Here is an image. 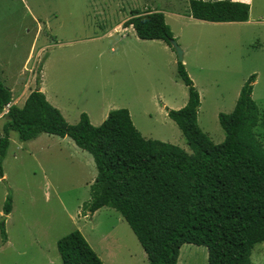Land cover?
I'll return each instance as SVG.
<instances>
[{
	"label": "rangeland",
	"instance_id": "1",
	"mask_svg": "<svg viewBox=\"0 0 264 264\" xmlns=\"http://www.w3.org/2000/svg\"><path fill=\"white\" fill-rule=\"evenodd\" d=\"M231 1L250 5L247 21L195 19L190 0H0V76L19 106L37 88L39 75L43 92L69 123L86 112L98 126L101 114L125 107L145 138L191 152L168 116L189 97L178 75V53L163 40L140 39L126 24L138 12L160 10L200 93L202 130L215 143L224 140L219 113L234 109L243 85L256 74L252 99L260 117L255 130L264 143V0ZM4 122L5 117L0 135ZM3 166L0 264H63L57 242L76 229L105 264H148L119 211L105 206L92 214L85 207L98 171L92 154L73 139L42 134L20 141L13 131ZM252 262L264 264V243L254 247ZM178 264H209L207 247L184 244Z\"/></svg>",
	"mask_w": 264,
	"mask_h": 264
},
{
	"label": "trees",
	"instance_id": "2",
	"mask_svg": "<svg viewBox=\"0 0 264 264\" xmlns=\"http://www.w3.org/2000/svg\"><path fill=\"white\" fill-rule=\"evenodd\" d=\"M249 12L246 2L190 0V14L199 20L245 22ZM126 24L133 25L141 39L172 46L174 33L163 11L138 12ZM178 75L189 97L182 108L169 109L168 116L191 152L145 138L125 107L111 110L98 126L86 112L77 123H69L41 90L38 75L37 88L24 104H12L5 115L0 178L13 131L20 141L42 134L70 137L92 154L98 171L85 207L92 214L105 206L119 211L143 246L148 264H178L186 243L206 246L209 264H253L254 247L264 243V143L255 130L260 110L252 99L256 74L243 85L234 109L219 113L225 131L220 143L199 126L200 93L183 61L178 62ZM14 97L0 76V111ZM11 210L9 195L4 212ZM2 234L7 239L4 225ZM57 246L63 264H105L79 229L60 238Z\"/></svg>",
	"mask_w": 264,
	"mask_h": 264
},
{
	"label": "water",
	"instance_id": "3",
	"mask_svg": "<svg viewBox=\"0 0 264 264\" xmlns=\"http://www.w3.org/2000/svg\"><path fill=\"white\" fill-rule=\"evenodd\" d=\"M171 43H172V46L174 47L175 51L178 53L180 61H183V58H184L183 49L180 47V45L177 43V41L175 39H172Z\"/></svg>",
	"mask_w": 264,
	"mask_h": 264
},
{
	"label": "crops",
	"instance_id": "4",
	"mask_svg": "<svg viewBox=\"0 0 264 264\" xmlns=\"http://www.w3.org/2000/svg\"><path fill=\"white\" fill-rule=\"evenodd\" d=\"M249 1V0H248ZM121 27V25H119V26H117L116 28H120ZM128 28H130V27H128ZM135 33H136V31H135ZM136 35H137V33H136ZM141 39V38H140ZM40 53V52H39ZM41 54V53H40ZM41 90L43 91L44 89H43V87H41ZM29 95H27V97H28ZM27 97L25 98V100L27 99ZM48 99V98H47ZM14 102V101H13ZM12 104H14V103H12ZM56 107V106H55ZM58 107V106H57ZM60 107H58V109H59ZM61 111V110H60ZM62 114H63V112H62ZM64 115V114H63ZM81 116V115H80ZM108 116V115H107ZM3 117H5V116H2L1 117V114H0V119L1 118H3ZM64 117H65V115H64ZM105 117H106V115H103V114H101V118H100V121L98 122V124L99 123H101L102 121H104L105 120ZM107 118V117H106ZM79 119H80V117H79ZM79 121V120H78ZM92 122V121H91ZM41 136V135H40ZM6 176V173H5V171H4V177ZM102 259V258H101Z\"/></svg>",
	"mask_w": 264,
	"mask_h": 264
},
{
	"label": "built area",
	"instance_id": "5",
	"mask_svg": "<svg viewBox=\"0 0 264 264\" xmlns=\"http://www.w3.org/2000/svg\"><path fill=\"white\" fill-rule=\"evenodd\" d=\"M39 55H40V53H38L37 58H36L35 61H34V64H33V66H32L33 69H34V67L36 66L37 59H38ZM31 72H32V71H31ZM11 105H12V103H9V104H7V105L4 107V109L1 111V112H2L1 117H2V116H5L6 114H8Z\"/></svg>",
	"mask_w": 264,
	"mask_h": 264
},
{
	"label": "clouds",
	"instance_id": "6",
	"mask_svg": "<svg viewBox=\"0 0 264 264\" xmlns=\"http://www.w3.org/2000/svg\"><path fill=\"white\" fill-rule=\"evenodd\" d=\"M41 62H42V59H41Z\"/></svg>",
	"mask_w": 264,
	"mask_h": 264
}]
</instances>
